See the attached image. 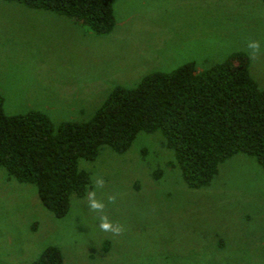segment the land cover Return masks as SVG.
Returning a JSON list of instances; mask_svg holds the SVG:
<instances>
[{"label": "rangeland", "instance_id": "obj_1", "mask_svg": "<svg viewBox=\"0 0 264 264\" xmlns=\"http://www.w3.org/2000/svg\"><path fill=\"white\" fill-rule=\"evenodd\" d=\"M112 9V32L97 36L0 0L4 113L83 122L116 85L188 62L204 70L237 52L264 88L262 0H113ZM79 167L90 185L63 218L0 168V264H30L47 247L63 264H264V171L254 158L234 155L190 189L162 137L139 132L124 153L103 146Z\"/></svg>", "mask_w": 264, "mask_h": 264}, {"label": "trees", "instance_id": "obj_2", "mask_svg": "<svg viewBox=\"0 0 264 264\" xmlns=\"http://www.w3.org/2000/svg\"><path fill=\"white\" fill-rule=\"evenodd\" d=\"M4 1L72 19L97 36L108 35L115 24L113 0ZM139 132L162 137L190 189L207 186L219 163L237 154L254 158L264 171V88L250 76L247 55L233 53L204 70L188 62L151 72L134 87L116 85L83 122L54 124L32 110L6 115L0 96V168L8 178L33 185L56 218L90 185L79 161L95 160L103 146L124 153ZM30 264H63V258L47 247Z\"/></svg>", "mask_w": 264, "mask_h": 264}, {"label": "clouds", "instance_id": "obj_3", "mask_svg": "<svg viewBox=\"0 0 264 264\" xmlns=\"http://www.w3.org/2000/svg\"><path fill=\"white\" fill-rule=\"evenodd\" d=\"M250 46L253 47V48L256 47L255 44H252V45H250ZM94 206H97V205H94ZM102 227L105 228V229H107V228H109V225H108L107 223H105V224L102 225Z\"/></svg>", "mask_w": 264, "mask_h": 264}]
</instances>
